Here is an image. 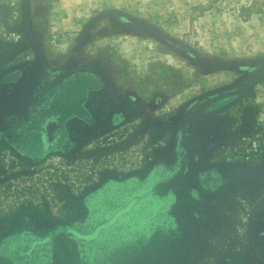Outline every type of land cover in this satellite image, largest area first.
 Segmentation results:
<instances>
[{
	"label": "rangeland",
	"instance_id": "1",
	"mask_svg": "<svg viewBox=\"0 0 264 264\" xmlns=\"http://www.w3.org/2000/svg\"><path fill=\"white\" fill-rule=\"evenodd\" d=\"M88 69L71 153L0 148V264H264V0H0V130Z\"/></svg>",
	"mask_w": 264,
	"mask_h": 264
},
{
	"label": "flooded vegetation",
	"instance_id": "2",
	"mask_svg": "<svg viewBox=\"0 0 264 264\" xmlns=\"http://www.w3.org/2000/svg\"><path fill=\"white\" fill-rule=\"evenodd\" d=\"M102 84V79L90 69L77 71L55 84H48L35 96L26 111L3 119L0 148L9 147L12 152L33 161L40 160L44 153H71L79 145L80 134L97 128L99 109L91 100L103 89ZM133 204L117 213H128ZM168 216L164 213V223H170ZM103 225H98L95 233H99ZM34 246L26 252V258H32L36 253Z\"/></svg>",
	"mask_w": 264,
	"mask_h": 264
}]
</instances>
